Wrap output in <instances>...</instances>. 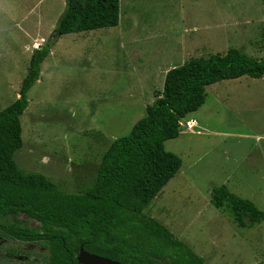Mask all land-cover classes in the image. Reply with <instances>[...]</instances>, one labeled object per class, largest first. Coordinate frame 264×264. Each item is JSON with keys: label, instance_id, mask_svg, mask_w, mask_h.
I'll list each match as a JSON object with an SVG mask.
<instances>
[{"label": "rangeland", "instance_id": "obj_1", "mask_svg": "<svg viewBox=\"0 0 264 264\" xmlns=\"http://www.w3.org/2000/svg\"><path fill=\"white\" fill-rule=\"evenodd\" d=\"M64 7L0 0V111L15 101L33 44L47 42ZM229 48L264 58V0H119L116 27L63 35L42 63L20 117L18 169L79 193L92 185L109 144L145 116L169 69ZM186 117L198 128L164 142L181 168L143 213L204 264H264V222L238 228L228 207L210 203L212 188L225 185L264 212V76L208 86L204 104ZM12 223L41 231L22 214L0 219ZM47 258L45 245L0 231V264Z\"/></svg>", "mask_w": 264, "mask_h": 264}, {"label": "trees", "instance_id": "obj_2", "mask_svg": "<svg viewBox=\"0 0 264 264\" xmlns=\"http://www.w3.org/2000/svg\"><path fill=\"white\" fill-rule=\"evenodd\" d=\"M118 23L119 0H65L47 42L33 49L18 98L0 111V219L22 214L39 223L41 231L15 223L0 224V231L45 245L47 264H78L80 246L121 264H204V258L143 212L181 168V159L164 149L165 141L180 135L179 121L204 104L208 86L243 76L261 79L264 58L229 48L169 69L145 116L109 144L92 185L79 193L63 192L45 176L19 170L13 159L23 146L20 117L28 107V92L56 41ZM210 203L216 209L228 207L238 228L264 222L263 211L225 185L212 188Z\"/></svg>", "mask_w": 264, "mask_h": 264}, {"label": "water", "instance_id": "obj_3", "mask_svg": "<svg viewBox=\"0 0 264 264\" xmlns=\"http://www.w3.org/2000/svg\"><path fill=\"white\" fill-rule=\"evenodd\" d=\"M76 259L78 264H121L117 261L86 252L82 246L79 248Z\"/></svg>", "mask_w": 264, "mask_h": 264}, {"label": "crops", "instance_id": "obj_4", "mask_svg": "<svg viewBox=\"0 0 264 264\" xmlns=\"http://www.w3.org/2000/svg\"><path fill=\"white\" fill-rule=\"evenodd\" d=\"M57 1L60 2V4H61L62 6H63V4L65 5V2H63V0H54L55 3H56ZM33 9H34V7H33L32 9L28 10L27 13L30 12L31 10H33ZM55 12H56V11H55ZM56 14H57V13H56ZM25 16H26V15H25ZM34 16H35V15H34ZM52 16H53V15H52ZM56 16H57V15H56ZM43 17H44V14L41 16L40 14L37 13V14H36L37 22H35L34 25H35V24H36V25H40V20H41V18H43ZM54 19H55V18H54ZM55 20H56V19H55ZM55 22H56V21H55ZM51 28H52V25L49 27V33H48L49 36H50V34L52 33V30H53V28H52V29H51ZM82 33H83V32H82ZM49 36H48V38H49ZM62 36H63V35H62ZM62 36H61V37H62ZM61 37H60V38H61ZM60 38L56 41V43L59 42ZM47 40H48V39H47ZM41 41L43 42L44 39H42ZM56 43H55V44H56ZM55 44H54V45H55ZM39 45H41V42H39V43H37V44H33V48H31V50L33 51V49H37V48H39ZM54 45H53V47H54ZM53 47H52V48H53ZM52 48H51V49H52ZM32 51L30 52V56H31ZM50 52H51V50H50ZM29 59H30V58H29ZM43 62H44V61H43ZM15 98L17 99V98H18V95H17ZM16 99H15V100H16ZM151 103H152V102H151ZM190 114H191V113H190ZM185 118H187V117H185ZM159 193H160V192H159ZM159 193H158V194H159ZM158 194H157V196H158ZM157 196H156V197H157ZM156 197H155V198H156ZM149 205H150V204H149ZM147 208H148V207H147ZM147 208H146V209H147ZM164 226H165V225H164ZM204 262H205V261H204Z\"/></svg>", "mask_w": 264, "mask_h": 264}, {"label": "built area", "instance_id": "obj_5", "mask_svg": "<svg viewBox=\"0 0 264 264\" xmlns=\"http://www.w3.org/2000/svg\"><path fill=\"white\" fill-rule=\"evenodd\" d=\"M180 130H185L188 132H194L198 128L197 121L195 119L183 118L179 121ZM198 133V132H196Z\"/></svg>", "mask_w": 264, "mask_h": 264}]
</instances>
